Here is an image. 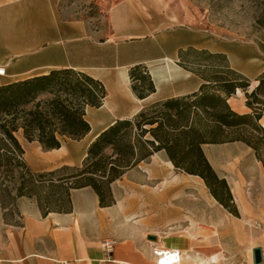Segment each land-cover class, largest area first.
<instances>
[{
  "label": "crops",
  "instance_id": "0c3cea01",
  "mask_svg": "<svg viewBox=\"0 0 264 264\" xmlns=\"http://www.w3.org/2000/svg\"><path fill=\"white\" fill-rule=\"evenodd\" d=\"M140 1L113 3L107 12L109 33L102 40H96L81 20L63 16L59 0H0V65L5 67L0 85L43 74L52 68L72 67L100 79L107 89L101 106L86 109L89 132L79 140L67 139L59 148L44 149L37 142L32 153H24L31 169L45 171L64 164L80 165L88 144L115 119L132 117L153 102L196 91L201 79L178 64L180 48L199 46L223 52L230 66L250 80L253 77L252 82L264 70V65H256L250 75L241 68V63L246 67L254 63L251 56L240 54V48H210L196 41L191 28L193 18L188 13L183 15L175 10L171 12L173 16L168 17L166 11L167 19L154 28L147 20L149 10L143 9L138 4ZM176 31L190 34V39L175 40ZM140 42L146 44L143 47L129 45ZM109 60L114 63L108 64ZM136 63L146 65L155 86V91L141 99L131 90L128 76L129 67ZM235 94L243 92L237 90ZM232 96L228 102L234 110H249L244 100L234 104ZM122 97H126L127 106ZM99 110L102 113L94 115ZM260 123L264 126V112ZM210 145L215 144L202 147L212 164L207 149ZM255 161L261 165L256 158ZM162 174L144 173L143 181L155 183ZM221 174L228 180V173ZM122 177L114 181L111 188ZM232 179L231 183L226 182L241 218L256 219L255 222L264 220V173H234ZM242 180L246 185L241 190ZM148 187L137 194H125L113 188L115 201L108 206L99 204L90 187L73 188L70 190L71 210L53 211L45 216L34 199L20 197L17 223L5 222L0 215V264H156L152 253L155 245L179 250L181 258L177 264H238L235 257L230 256L232 251L226 254L230 243L225 240L226 222H221L220 231L207 235L200 233V229L163 230L165 226L180 224L179 211L177 207L163 204L162 194L155 187ZM246 187L251 190L250 195L246 194ZM166 189L168 196L171 185ZM149 235H154L155 239H149ZM105 238L116 240L110 252L101 244ZM254 247H260L264 253V234L250 251ZM251 258L250 253V262L246 264H251Z\"/></svg>",
  "mask_w": 264,
  "mask_h": 264
},
{
  "label": "trees",
  "instance_id": "16d2710c",
  "mask_svg": "<svg viewBox=\"0 0 264 264\" xmlns=\"http://www.w3.org/2000/svg\"><path fill=\"white\" fill-rule=\"evenodd\" d=\"M263 32L258 46L264 52V10L257 18ZM178 64L201 79L196 91L168 97L141 108L129 118H117L88 144L80 165L35 171L25 161L17 137L36 141L44 149L59 148L67 139L79 140L90 130L88 107L102 105L103 82L72 67L0 85V203L13 206L20 197L32 198L43 216L71 210L70 190L90 187L101 206L114 203L111 184L129 170L162 152L175 169L198 175L220 202L239 217L230 188L203 151L204 144L239 141L251 148L264 167V70L255 82L232 68L225 53L187 46L178 51ZM197 58L196 61L191 59ZM204 60L205 63L197 62ZM221 60L220 65L212 64ZM202 68V69H201ZM134 95L144 98L155 91L145 64L129 67ZM241 90L246 112H237L228 99ZM15 209V210H14ZM5 222L17 223L7 220Z\"/></svg>",
  "mask_w": 264,
  "mask_h": 264
},
{
  "label": "rangeland",
  "instance_id": "374dc122",
  "mask_svg": "<svg viewBox=\"0 0 264 264\" xmlns=\"http://www.w3.org/2000/svg\"><path fill=\"white\" fill-rule=\"evenodd\" d=\"M118 1L120 0H59V9L66 19L81 20L87 26L91 36L96 40H102L109 33L108 9ZM138 4L143 9L149 10L146 12L147 20L151 21L154 28L159 27L161 22L167 19L166 11L169 12L168 17H172L171 12L175 10L183 15L188 13L193 18L191 28L195 40L208 44L210 48H216V46L224 49L240 48V54L253 58L251 61L254 64H249L247 67L244 63L240 65L250 75L255 71L256 65H264V52L258 47L263 41V32L256 22L264 10V0H142ZM173 37L181 42L186 38L190 39V34L176 31ZM145 44V42H140L129 45L143 47ZM196 60L197 58L191 59V61ZM197 62L205 63L202 59ZM113 63L114 60L108 61V64ZM210 63L220 65L223 62L213 60ZM252 80H254L253 77H251V82ZM244 98L243 94H234L231 101L238 104L240 99L245 101ZM122 102L125 106L128 105L126 97H122ZM101 113L102 110H99L94 115ZM16 135L24 153L30 154L38 146L36 141H27L21 132ZM207 149L210 151L208 154L211 156L210 161L212 160L211 165L215 172L220 177L221 173H228L229 177L226 181L230 183L234 173H264V168L256 163L252 150L240 142L210 145ZM23 157L25 159V154ZM167 162L166 156L161 153L154 154L127 171L122 180L114 184V190L118 189L125 194H137L141 192V189L153 186L160 191L163 204L170 208L177 207L180 222L179 225L165 226L163 230L190 232L193 229H200V233L207 235L220 231L221 222H226L225 240L227 243L230 242L226 254L229 255V251H232L230 256L235 257V262L238 264L250 262L252 252L250 247L263 237L264 220L257 218L262 222L259 224V221L255 222L256 219H244L240 214L239 217L234 216L229 208L220 202L219 199H223L221 193L216 196L201 177L175 169ZM144 173L163 174L158 181L150 183L143 181ZM182 177L185 180H182ZM169 185H171V190L167 196L165 192ZM245 185V181L242 180L241 190ZM113 188H111L112 191ZM231 194L237 207L234 194L232 192ZM250 202L253 201L250 200ZM13 208L9 205L3 208L0 203V215L4 214L7 220L18 222L15 211H11ZM15 209L17 210V207Z\"/></svg>",
  "mask_w": 264,
  "mask_h": 264
},
{
  "label": "built area",
  "instance_id": "2783aa9c",
  "mask_svg": "<svg viewBox=\"0 0 264 264\" xmlns=\"http://www.w3.org/2000/svg\"><path fill=\"white\" fill-rule=\"evenodd\" d=\"M5 74V67L0 65V76ZM246 194L250 195L249 188H246ZM116 240L113 238H105L101 241V244L106 252H110L115 245ZM152 253L155 257L156 264H177L180 261L181 253L179 250L166 249L160 246H153ZM252 255V252H251ZM251 264H253V258H251ZM264 264V253L262 252V262Z\"/></svg>",
  "mask_w": 264,
  "mask_h": 264
},
{
  "label": "water",
  "instance_id": "95a60500",
  "mask_svg": "<svg viewBox=\"0 0 264 264\" xmlns=\"http://www.w3.org/2000/svg\"><path fill=\"white\" fill-rule=\"evenodd\" d=\"M149 239H155L154 235H149ZM253 264H260L262 262V250L260 247H254L252 249Z\"/></svg>",
  "mask_w": 264,
  "mask_h": 264
},
{
  "label": "bare ground",
  "instance_id": "6f19581e",
  "mask_svg": "<svg viewBox=\"0 0 264 264\" xmlns=\"http://www.w3.org/2000/svg\"><path fill=\"white\" fill-rule=\"evenodd\" d=\"M167 163H168L169 165H171V166H172V164H171V162H170V161H168Z\"/></svg>",
  "mask_w": 264,
  "mask_h": 264
}]
</instances>
